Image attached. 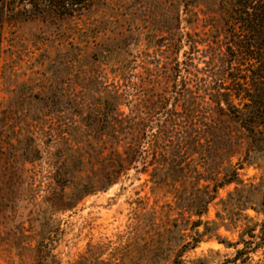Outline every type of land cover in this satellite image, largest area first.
I'll list each match as a JSON object with an SVG mask.
<instances>
[{
  "label": "rangeland",
  "instance_id": "1",
  "mask_svg": "<svg viewBox=\"0 0 264 264\" xmlns=\"http://www.w3.org/2000/svg\"><path fill=\"white\" fill-rule=\"evenodd\" d=\"M106 1L0 25V264H264V120L232 129L218 165L234 180L201 216L196 177L172 184L161 171L155 183L141 161L107 189L72 197L73 155L86 159L87 140L112 133L106 119L124 111L155 127L175 108L180 127L186 109L200 120L220 92L249 113L264 86V59L234 53L215 4ZM78 167L87 182L92 166Z\"/></svg>",
  "mask_w": 264,
  "mask_h": 264
},
{
  "label": "trees",
  "instance_id": "2",
  "mask_svg": "<svg viewBox=\"0 0 264 264\" xmlns=\"http://www.w3.org/2000/svg\"><path fill=\"white\" fill-rule=\"evenodd\" d=\"M193 1L215 4V10L221 14L226 25V34L233 38L236 47L234 53L241 52L246 58L259 61V63L264 59V0ZM82 3L92 8L94 5L107 4V1L0 0V25L4 22L19 23L52 12L62 16H74L82 12V9L77 7ZM172 4L175 5L174 1ZM173 10H171V17L175 22L179 20L180 13ZM185 13H188V9ZM189 14L192 16L191 13ZM190 15L185 18L187 22H190ZM227 50L233 54L231 46ZM260 74L256 79L263 77ZM258 89L259 95H255L256 99H254L257 103L249 113L232 104L227 98L228 95L223 98V92H220L211 95V103L214 105L197 109L203 112L202 119L194 117L195 108L194 110L186 109L184 112L186 119L183 120L185 123L180 127H178L179 120L177 119L180 112L175 108L167 112L169 119L163 120L161 124L157 123L156 128L147 125L145 117L135 118L125 114L124 111H120L119 117L106 119L102 130L112 133L107 136L101 135L95 141L87 140L90 151L84 155L86 159L73 155L75 163L72 164L73 169L70 170V176L76 180L73 182L76 190L73 189L74 191L71 192L72 197L76 196V200H80L94 191L107 189L118 182L130 169H137L136 164L141 161L143 171L152 168L151 176L155 183L163 180L161 171L172 184L175 180L179 182L190 178L191 174V177H196L197 189L204 193L209 183L213 182L212 194L210 190H206L205 195L201 192L199 194L200 203L196 205V214L203 215L207 210L205 204L216 197L218 189L234 180L233 169L226 170L218 165L219 159L223 157L224 160L227 155H231L233 150L232 129H236L237 126L253 130L254 123H262L264 120V104L260 100L264 95V86ZM242 90L244 89L241 87L235 94L239 95ZM115 96L119 100L121 95L117 92ZM117 100L112 102V109L111 106L107 109L108 118L113 116L115 105L116 107L121 105V103L117 104ZM130 110L133 112L132 108ZM220 128H223L221 138L218 135ZM81 163L87 167L92 166L91 175H86L89 178L87 182L81 181L82 178L77 172ZM202 181L205 183L202 184ZM201 185L203 189L199 188ZM65 196L63 188L59 194L60 204L69 206V201L67 203Z\"/></svg>",
  "mask_w": 264,
  "mask_h": 264
}]
</instances>
